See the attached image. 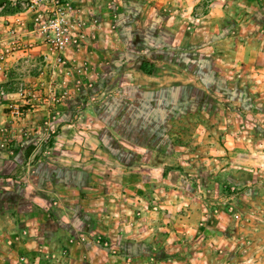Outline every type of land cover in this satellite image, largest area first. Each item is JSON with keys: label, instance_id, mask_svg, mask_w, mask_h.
<instances>
[{"label": "rangeland", "instance_id": "rangeland-1", "mask_svg": "<svg viewBox=\"0 0 264 264\" xmlns=\"http://www.w3.org/2000/svg\"><path fill=\"white\" fill-rule=\"evenodd\" d=\"M212 9L218 16L205 19ZM162 13L165 17L157 22L142 17L136 23H122L117 33L110 21L103 25L106 30L98 22L87 24L84 43L66 51L71 55L64 53L63 67L49 66L42 74L36 68L12 70L29 98L23 101L14 95L15 101L5 103L1 112L10 120L5 121L8 127L0 128V154L21 163L6 177L0 175V187L12 183L13 188L28 191L67 180L96 186L101 178L128 175L129 162L146 164L148 168L139 166L144 175L167 176L171 184H165L166 190H179L175 196L181 212L184 208L187 212L193 197L200 209H206L203 218L223 212V232L232 237L227 244L223 236V259L233 260L231 264H264V74L258 80L248 72L242 79L236 56L225 58L230 70L225 73L223 0H197L187 14L176 16L179 24L171 22L168 11ZM230 15L233 21L236 14L230 11ZM255 30L264 34V24L242 28L247 37ZM94 32L105 38L107 32L109 40L117 36L122 43L104 46L94 55ZM161 33L160 46L155 36ZM233 41L235 47L245 42ZM80 49H87V54L77 58L74 52ZM11 62L6 59L0 73L12 69ZM32 71L35 83L26 85L22 79ZM9 104L18 107V117L9 114ZM225 126L232 141L223 137ZM155 156H163L162 172L156 169ZM4 178H9L7 184ZM151 186L145 190L154 193L156 186ZM145 199L148 204L136 200L133 217L142 225L147 220L145 226L152 233L156 217L149 213L161 208L151 197ZM153 205L157 211L151 210ZM245 223L250 226L242 229ZM170 234L149 235L148 264L159 263L161 254L162 259L172 255L169 240L163 250L154 244ZM140 245L120 250L108 246L113 260L106 264H123L121 257H130V264H144L132 255L143 250ZM186 247L180 244L178 264H190Z\"/></svg>", "mask_w": 264, "mask_h": 264}, {"label": "crops", "instance_id": "crops-1", "mask_svg": "<svg viewBox=\"0 0 264 264\" xmlns=\"http://www.w3.org/2000/svg\"><path fill=\"white\" fill-rule=\"evenodd\" d=\"M13 1L15 0H0V3L5 2L7 4L0 13V38L4 36L8 26H15L21 35V41L32 46L30 54L33 63H38L40 55L45 51V46L38 36L30 35L27 32L31 26V14L13 8L8 3ZM70 1L71 6L77 10L75 15L77 18L87 22L92 18L100 24L101 30H106L107 27L103 28L106 22H113L115 33H117L118 25L131 23L132 20H135L132 23H136L142 17L147 18L148 22L162 20L165 17L162 11H168L171 22L179 24L175 20L176 16L184 13V11L187 14L197 0ZM250 5L253 7V11L249 12L247 9ZM234 8H236L235 12H233ZM228 9L236 14L233 21L229 18L231 15ZM218 14V11L212 9L205 19H214L213 17L218 16ZM223 21H225L223 22L225 25L223 28V42H225L223 43V67L228 68L225 58L236 56L239 59L236 62L237 72L241 73V78L243 79L244 74L249 72L251 77L255 76L256 79L260 80L261 74H264V34L255 30L247 37L249 33L242 32V28L248 24L257 27L261 23L264 24V3L262 0H223ZM166 22L169 23V21ZM239 27L242 28L239 29ZM106 33L105 36L108 39ZM174 34L177 32L174 31ZM94 38L97 43L94 47L95 50L92 49V53L96 52L97 55L98 51H103L104 46L106 48L122 43L117 36L113 37L114 41L109 39L107 41L104 35L100 36L99 33L95 32ZM236 39H242L245 42L241 43L242 46L235 44V47L233 40ZM155 40L160 43V46L163 45V34L155 36ZM74 53V56L79 58L87 54V49H80ZM71 54L72 52H66L65 56ZM16 58L19 56L16 55ZM229 71L227 69L225 73ZM15 75L12 69L5 74L0 73V86L7 92L5 100L0 101V128L9 126L5 123L6 120H10L8 115H3L1 112L5 103L15 101L14 88L12 87ZM35 78L36 73L32 71L31 76L24 77L22 80L26 85L34 84ZM63 129L66 130V127L60 128L62 131ZM232 135L229 133L228 127L225 126L224 139L232 141ZM224 148L226 151L229 150L226 145ZM208 150H211L210 147ZM154 158L156 169L162 172L164 169L163 156H158V158L155 156ZM20 163L19 159L9 157L4 153L0 154V168L5 169L3 172L0 171V175L6 177ZM139 166L149 167L146 164H138L137 166L129 162L126 165L128 175L124 173L114 178H101L96 186L93 183H83L81 186L82 183L75 184L67 180L50 182L49 186L28 191L25 189L19 191L18 188H13L12 183H10L11 186L0 187V264H106L109 259L113 260L107 254L106 249L95 243V239L119 250L123 247L136 248L138 244H141L139 247H143V250L134 251L132 255L137 259H142L144 264H148L147 260L152 258L147 254L149 246L147 243L149 239L147 238L153 232L171 233L168 239L163 236L160 239L161 242L156 240L154 244H156V248H161V246L166 245L164 243L167 240L171 242L169 248L172 249V255L167 258L168 260L172 259V263L180 261L178 260L182 258L179 251L180 244L186 243L190 264H223V260L225 261L224 264H231L233 260L223 259V236H225L224 240L227 244L232 239L229 234L223 232V212L218 211L216 215L207 213V216L203 218L206 209L199 208L195 197L189 202L187 212L186 208L181 212V205L177 200L178 196H175L179 194V190L171 191L165 188V184H171V180L162 174L152 179L144 175L143 168H139ZM225 170L228 168L225 167ZM135 172H139L138 175ZM8 179L4 178L5 184H7ZM152 183L156 186L154 193L145 190L148 187L151 189ZM239 184L244 185L245 183L240 181ZM197 192L196 189L193 190L194 195ZM256 194L257 190L254 191L252 197H255ZM146 197L148 199L151 197L158 203L159 209L161 208V211L149 213L153 219L156 217V227L151 228L152 233L145 226L147 220L142 225L139 224L140 222L136 223L133 217L132 209L138 205L136 200L147 203ZM155 205L157 206V204ZM200 221L205 222L200 223ZM248 226L250 225L245 223L241 228L245 229ZM187 227L189 230L186 229ZM183 230L189 235L182 236ZM75 235H82L86 237L87 241L84 243L71 241V237ZM185 240L186 242H184ZM162 256L165 255H159L158 258L160 259H157L159 260L157 264H167L164 262L167 258L162 259ZM21 258L22 260H20Z\"/></svg>", "mask_w": 264, "mask_h": 264}, {"label": "built area", "instance_id": "built-area-1", "mask_svg": "<svg viewBox=\"0 0 264 264\" xmlns=\"http://www.w3.org/2000/svg\"><path fill=\"white\" fill-rule=\"evenodd\" d=\"M13 8L20 12H28L31 14L30 29L27 32L30 35L38 36L45 51L40 55V61L33 63L30 51L31 45L21 41V35L15 26H8L4 36L0 38V70L2 64L7 59L12 61V70H26L27 68H36L42 74L45 68L49 66H61L65 64L64 53L67 50H73L80 47L85 40L86 25L95 24L97 21L89 19L88 22L77 18L75 15L77 10L71 6L70 0H15L8 2ZM5 2L0 3V13L6 8ZM23 27V25L19 24ZM16 55L19 58H16ZM18 72V71H16ZM14 83V95L23 100L29 98L25 87L20 79L16 78ZM61 96L66 92H61ZM7 95L6 90L0 86V101H4ZM9 114L18 117L19 111L15 104L7 106ZM152 211H157L155 205L151 206ZM238 218V216H235ZM23 234V232H22ZM77 243L87 241L86 237L75 235L71 237ZM101 248L106 249L108 245L105 242L95 241ZM38 252L40 250L38 249ZM114 254V251H110ZM123 264H130V257H121ZM22 260V258L20 259Z\"/></svg>", "mask_w": 264, "mask_h": 264}]
</instances>
